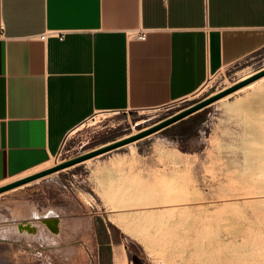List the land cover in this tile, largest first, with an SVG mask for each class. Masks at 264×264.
I'll use <instances>...</instances> for the list:
<instances>
[{
	"label": "crops",
	"instance_id": "0c3cea01",
	"mask_svg": "<svg viewBox=\"0 0 264 264\" xmlns=\"http://www.w3.org/2000/svg\"><path fill=\"white\" fill-rule=\"evenodd\" d=\"M261 49L264 0H0V186L47 168L95 113L166 108ZM68 198H45L20 226L56 218L57 238L72 224L98 264H123L105 211ZM7 226L0 264H38L20 253V234L2 235Z\"/></svg>",
	"mask_w": 264,
	"mask_h": 264
},
{
	"label": "rangeland",
	"instance_id": "374dc122",
	"mask_svg": "<svg viewBox=\"0 0 264 264\" xmlns=\"http://www.w3.org/2000/svg\"><path fill=\"white\" fill-rule=\"evenodd\" d=\"M263 67L261 49L166 108L95 113L67 134L48 165L147 129ZM222 98L129 144L1 192L0 226L10 225L2 235L20 234L14 235L20 253L38 264H75L92 245L75 238L72 224L59 241L19 229L20 221L40 216L45 198L59 205L70 197L105 211L116 225L123 264H264V80ZM184 123L196 127L173 139Z\"/></svg>",
	"mask_w": 264,
	"mask_h": 264
},
{
	"label": "water",
	"instance_id": "95a60500",
	"mask_svg": "<svg viewBox=\"0 0 264 264\" xmlns=\"http://www.w3.org/2000/svg\"><path fill=\"white\" fill-rule=\"evenodd\" d=\"M262 76H264V67L262 69L256 71V73H254L253 75H251V76H249L243 80L237 81L233 85H230L229 87L222 89L218 93H215L214 95H212L210 97H207L201 101H198L197 103L190 105L189 107H187L184 110L176 112L175 114L167 117L166 119H163L162 121L148 127L147 129L141 130L135 134H130L126 137H122V138L117 139L115 141L106 143V144L99 146L97 148H93L92 150H89V151L85 152L84 154H81V155H79L73 159H69V160L64 161L60 164H57L53 167H49V168L40 170V171L35 172L33 174L27 175L25 177H22L20 179H17L15 181H12L10 183L2 185V186H0V193L4 192L6 190H9V189L15 188L17 186H20L22 184H25L27 182H30L32 180H35V179L42 177L46 174L52 173L54 171L60 170V169L65 168V167H69V166L74 165V164L79 163V162H82V161L89 159L91 157H95L97 155L104 154V153L109 152L113 149L119 148L123 145H126V144L133 142V141H136V140H138L144 136H147L148 134H151L155 131L161 130V129H163V128H165V127H167V126H169V125L193 114L194 112L202 109L203 107L211 104L212 102L220 99L221 97H224V96L238 90L239 88L247 85L248 83H250V82H252V81H254V80H256Z\"/></svg>",
	"mask_w": 264,
	"mask_h": 264
},
{
	"label": "bare ground",
	"instance_id": "6f19581e",
	"mask_svg": "<svg viewBox=\"0 0 264 264\" xmlns=\"http://www.w3.org/2000/svg\"><path fill=\"white\" fill-rule=\"evenodd\" d=\"M254 73H256V71H250V72H247V73H244L243 75H241L240 77H239V79H237V81H240V80H243V79H245V78H247V77H249V76H251V75H253ZM264 80V76H262V77H260V78H258V79H256V80H254V81H252V82H250V83H248L247 85H245V86H243V87H241V88H239L238 90H236L235 92H233V93H230V94H228V95H226V96H224L222 99L224 100V98H226V97H228V96H230L231 94H235L236 92H238V91H240V90H243V89H246V88H249V87H253L254 85H256L257 83H259V82H261V81H263ZM234 83H230L229 85H233ZM228 85V86H229ZM135 133H137L136 131H134V132H132L131 134H135ZM116 161V160H115ZM50 165V164H49ZM48 164L45 166V167H50ZM114 165V164H113ZM44 168V167H43ZM38 179V178H37ZM36 180V179H35ZM33 181V180H32ZM31 182V181H30ZM28 183V182H27ZM61 207V206H60ZM59 207V208H60ZM186 207V206H185ZM169 209H170V207H168ZM167 208V209H168ZM174 208V207H173ZM172 210V209H171ZM54 211V210H53ZM142 211V210H141ZM149 211H150V209H149ZM148 211V212H149ZM161 211V210H160ZM57 212V211H56ZM147 213V212H146ZM150 213H152V212H150ZM159 213H162V212H159ZM167 213V212H166ZM165 213V214H166ZM185 213V212H184ZM186 213H189V212H186ZM58 215H59V213H57ZM158 214V213H157ZM164 214V213H163ZM145 216H146V214H144ZM144 215H142V216H144ZM149 215V214H148ZM153 215V214H152ZM152 215H149V216H151V217H149V219H152ZM161 215V214H160ZM135 216H136V214H135ZM157 216V215H156ZM183 216H185V215H183ZM158 217H159V215H158ZM143 218V217H142ZM141 218V219H142ZM206 218V217H205ZM132 219H134V217L132 218ZM140 219V220H141ZM144 219V218H143ZM62 220V219H61ZM64 220V219H63ZM147 220H148V218H147ZM159 220V219H158ZM204 220V219H203ZM142 221V220H141ZM150 221V220H149ZM167 221V220H166ZM202 221V220H201ZM62 222V221H61ZM66 222V221H65ZM68 222V221H67ZM136 222V221H135ZM154 222V221H153ZM63 223V222H62ZM138 223V222H137ZM16 224V223H15ZM44 224H45V228H47L49 231H46V229L42 226V227H38V226H35V225H33V229H31V230H28V229H23L21 226L19 227V229L20 230H24L26 233H29V234H32L33 235V237H35V238H37V237H43V233H44V237H46V238H50V239H52L53 241H55V240H58L57 239V237H60V236H57V234L59 233V228H61V227H59L58 226V220L56 219V218H48V219H45L44 220ZM155 224H157V222H155ZM154 224V225H155ZM12 225V224H11ZM14 225V224H13ZM63 225V224H62ZM150 225V224H149ZM41 226V225H40ZM66 226V225H65ZM147 226V225H146ZM203 226V225H202ZM133 227V226H132ZM155 227V226H154ZM157 227V226H156ZM125 228V227H124ZM134 228V227H133ZM140 228H142V227H140ZM169 228V227H168ZM12 229V228H11ZM15 229V228H14ZM62 229H63V227H62ZM132 229V228H131ZM135 229H137L138 230V228H135ZM134 230V229H133ZM136 230V231H137ZM155 230H156V228H155ZM199 230V229H198ZM125 231V230H124ZM142 231H144V230H142ZM170 231V230H169ZM169 231H167V232H169ZM197 231V230H196ZM206 231V230H205ZM204 231V232H205ZM13 232V231H12ZM126 232V231H125ZM130 233V232H129ZM135 233H137V232H135ZM163 233H164V231H163ZM133 235H134V233H132ZM131 234V235H132ZM166 234V233H165ZM25 235V234H24ZM137 235V234H136ZM136 235H135V237H136ZM145 235H147V234H145ZM144 235V237L146 238V236ZM207 235V234H206ZM138 236V235H137ZM139 236H140V234H139ZM141 236H143V235H141ZM141 236L139 237V238H141ZM196 236H197V233H196ZM201 236V235H200ZM5 237V236H4ZM31 237V236H30ZM134 237V236H133ZM148 237V236H147ZM151 237H153V235L151 236ZM161 237H163V236H161ZM137 238V237H136ZM138 238V239H139ZM150 238V237H149ZM197 238V237H196ZM61 239V238H60ZM137 239V240H138ZM155 239H157V238H155ZM195 239V238H194ZM145 240V239H144ZM148 240V239H147ZM157 240H159V239H157ZM167 240V239H166ZM59 241V240H58ZM146 241V240H145ZM144 241V242H145ZM148 241H150V240H148ZM155 241V240H154ZM159 242V241H158ZM161 242V241H160ZM159 242V243H160ZM148 243V242H147ZM152 243V242H151ZM151 243H149V244H151ZM156 243V242H155ZM153 244V243H152ZM158 244V243H157ZM163 244V243H162ZM194 244V243H193ZM196 245V244H195ZM162 247V246H161ZM148 249V248H147ZM219 250V249H218ZM161 251H162V249H161ZM160 253V252H159ZM164 253V252H163ZM162 253V254H163ZM221 253V252H220ZM161 254V256L163 257L164 255H162ZM161 257V258H162ZM217 257H218V255H217ZM162 260V259H161ZM161 263V262H160Z\"/></svg>",
	"mask_w": 264,
	"mask_h": 264
},
{
	"label": "built area",
	"instance_id": "2783aa9c",
	"mask_svg": "<svg viewBox=\"0 0 264 264\" xmlns=\"http://www.w3.org/2000/svg\"><path fill=\"white\" fill-rule=\"evenodd\" d=\"M139 39L143 40L145 39V33L142 32L137 36ZM64 144V142H63ZM62 144V146H63ZM62 148V147H61ZM60 156V154H59ZM85 250H86V256L87 259L90 261L91 264H98V251L97 248L92 246L91 249L88 246H84Z\"/></svg>",
	"mask_w": 264,
	"mask_h": 264
},
{
	"label": "trees",
	"instance_id": "16d2710c",
	"mask_svg": "<svg viewBox=\"0 0 264 264\" xmlns=\"http://www.w3.org/2000/svg\"><path fill=\"white\" fill-rule=\"evenodd\" d=\"M196 124H191L185 127V123L176 127V132L173 133V139H182L184 137H189L194 129Z\"/></svg>",
	"mask_w": 264,
	"mask_h": 264
}]
</instances>
